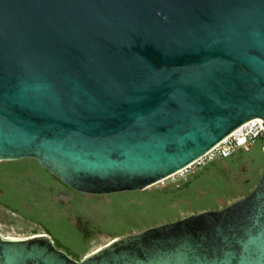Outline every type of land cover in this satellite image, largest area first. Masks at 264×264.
I'll list each match as a JSON object with an SVG mask.
<instances>
[{
    "label": "water",
    "instance_id": "water-1",
    "mask_svg": "<svg viewBox=\"0 0 264 264\" xmlns=\"http://www.w3.org/2000/svg\"><path fill=\"white\" fill-rule=\"evenodd\" d=\"M264 128V0H0V162L87 195L144 190L250 120ZM0 264H264L254 187L75 261L44 235Z\"/></svg>",
    "mask_w": 264,
    "mask_h": 264
},
{
    "label": "rangeland",
    "instance_id": "rangeland-1",
    "mask_svg": "<svg viewBox=\"0 0 264 264\" xmlns=\"http://www.w3.org/2000/svg\"><path fill=\"white\" fill-rule=\"evenodd\" d=\"M263 166L255 145L141 191L87 195L67 188L32 159L0 162V237L44 235L78 261L112 240L225 207L254 187Z\"/></svg>",
    "mask_w": 264,
    "mask_h": 264
},
{
    "label": "built area",
    "instance_id": "built-area-1",
    "mask_svg": "<svg viewBox=\"0 0 264 264\" xmlns=\"http://www.w3.org/2000/svg\"><path fill=\"white\" fill-rule=\"evenodd\" d=\"M255 145L258 146L259 154L264 159V128L252 119L222 140L212 150L197 159L192 166L201 168L215 160L234 158L237 153H248Z\"/></svg>",
    "mask_w": 264,
    "mask_h": 264
}]
</instances>
